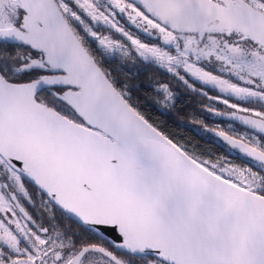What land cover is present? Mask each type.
Instances as JSON below:
<instances>
[{"label":"snow or ice","instance_id":"6c2138e0","mask_svg":"<svg viewBox=\"0 0 264 264\" xmlns=\"http://www.w3.org/2000/svg\"><path fill=\"white\" fill-rule=\"evenodd\" d=\"M0 264H264V0H0Z\"/></svg>","mask_w":264,"mask_h":264},{"label":"trees","instance_id":"16d2710c","mask_svg":"<svg viewBox=\"0 0 264 264\" xmlns=\"http://www.w3.org/2000/svg\"><path fill=\"white\" fill-rule=\"evenodd\" d=\"M185 99H187V98H185ZM197 99H199V98H197ZM195 107H198V105H196V104L193 102V104H192L191 107L185 109V112H187V113H191ZM176 115H177L178 117H180L181 119L185 120V121H189V120L192 119L191 116H186L184 113H177ZM153 116H156V113H153ZM198 117H199V113H197V118H198ZM209 122H211V121H209ZM169 128H170L172 131H174V132H177V133L182 134V135H183L184 137H186V138H191V139H193V142H194V143L204 144V141L199 140L198 137H194L193 134H192V132H190L187 128H184V127H178L177 125L172 124L171 122H169Z\"/></svg>","mask_w":264,"mask_h":264},{"label":"flooded vegetation","instance_id":"af4514ba","mask_svg":"<svg viewBox=\"0 0 264 264\" xmlns=\"http://www.w3.org/2000/svg\"><path fill=\"white\" fill-rule=\"evenodd\" d=\"M197 98H199V97H197ZM211 123V122H210Z\"/></svg>","mask_w":264,"mask_h":264}]
</instances>
